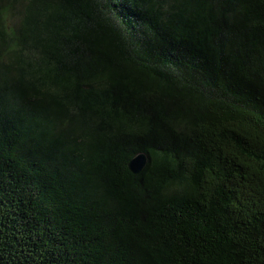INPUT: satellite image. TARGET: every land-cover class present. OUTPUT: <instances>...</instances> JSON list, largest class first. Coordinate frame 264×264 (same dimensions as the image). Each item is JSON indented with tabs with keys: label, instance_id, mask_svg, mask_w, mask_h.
I'll use <instances>...</instances> for the list:
<instances>
[{
	"label": "trees",
	"instance_id": "trees-1",
	"mask_svg": "<svg viewBox=\"0 0 264 264\" xmlns=\"http://www.w3.org/2000/svg\"><path fill=\"white\" fill-rule=\"evenodd\" d=\"M0 264H264V0H0Z\"/></svg>",
	"mask_w": 264,
	"mask_h": 264
},
{
	"label": "water",
	"instance_id": "water-1",
	"mask_svg": "<svg viewBox=\"0 0 264 264\" xmlns=\"http://www.w3.org/2000/svg\"><path fill=\"white\" fill-rule=\"evenodd\" d=\"M146 163V157L144 154L140 153L134 156L129 162L128 167L133 173L139 172Z\"/></svg>",
	"mask_w": 264,
	"mask_h": 264
}]
</instances>
